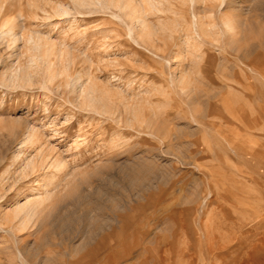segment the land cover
<instances>
[{"label":"rangeland","instance_id":"1","mask_svg":"<svg viewBox=\"0 0 264 264\" xmlns=\"http://www.w3.org/2000/svg\"><path fill=\"white\" fill-rule=\"evenodd\" d=\"M41 1L0 0L18 36L0 76L27 63L30 32L74 60L50 81L0 77V264H264V0L144 4L150 38L115 7ZM91 82L109 89L96 108Z\"/></svg>","mask_w":264,"mask_h":264},{"label":"bare ground","instance_id":"2","mask_svg":"<svg viewBox=\"0 0 264 264\" xmlns=\"http://www.w3.org/2000/svg\"><path fill=\"white\" fill-rule=\"evenodd\" d=\"M167 0H71V3L77 6L78 8L83 7H89L92 5H100V8H110L115 7L123 12L131 19L136 21L137 23L141 24L140 26H143L145 28V31H143V36H146L150 38L152 35H154V30L151 27H148L145 23V20L143 19V12L145 4L148 9L150 10H160L163 9L162 2ZM190 2H193L195 0H189ZM200 1V0H199ZM211 2V0H208V2ZM213 1V0H212ZM222 0H220L221 2ZM252 1V0H251ZM182 2V1H181ZM197 2V1H196ZM202 3V2H201ZM28 8L31 10L30 12H36L37 10L45 11L44 10V4L41 0H27ZM47 5V3H46ZM168 5V4H167ZM169 6V5H168ZM262 1L261 0H255V9H259L262 7ZM215 7V6H214ZM264 7V6H263ZM65 3L58 2L54 4L50 9L53 10V15L58 16L62 19H69V9ZM72 9V8H71ZM74 9V8H73ZM254 9V10H255ZM108 10V9H107ZM209 10V9H208ZM253 10V11H254ZM260 10V9H259ZM161 11V10H160ZM166 11V10H165ZM32 14V13H31ZM36 14V13H35ZM45 14V13H44ZM114 15V14H113ZM45 16V15H44ZM43 16V17H44ZM119 17V16H118ZM46 18V17H45ZM224 18V17H223ZM15 17H6L1 22V28H0V42L5 39L9 38L13 41V43H16L18 40L17 33L14 31V28L17 26L16 20H14ZM67 19V20H68ZM199 21V20H198ZM223 24H225L226 28H232L231 24L228 22V20L223 19ZM246 22V21H245ZM59 23V22H58ZM58 23H56L58 25ZM200 22H198L199 24ZM243 23V22H242ZM195 25V24H194ZM244 26V24H242ZM198 28H200V25H197ZM246 26V25H245ZM202 28V27H201ZM156 29V28H154ZM144 30V29H143ZM204 33V32H202ZM205 34V33H204ZM27 35V34H26ZM8 41V40H7ZM60 40H54L50 37L44 36L40 34L39 32H30L28 33L26 39H25V49L27 53V63L23 66H20L17 68V70L14 73H11L9 75H3L1 74L2 81H6L5 83L9 84H15L17 82L28 83L31 81V76L34 72L37 70H41L45 77L49 78V81L53 79L54 77H58L60 74H68L69 66L73 63L74 56L73 54L66 48L62 47V43L59 42ZM5 42V41H3ZM238 42V41H237ZM240 42V41H239ZM59 44V45H58ZM61 45V46H60ZM234 49V48H233ZM74 53V52H73ZM76 55V54H75ZM244 55V54H243ZM77 56V55H76ZM19 60V59H18ZM76 62V61H75ZM18 66V65H17ZM5 73V71H4ZM3 73V74H4ZM6 74V73H5ZM8 74V73H7ZM71 75V74H70ZM64 78V77H63ZM62 78V79H63ZM72 78V77H70ZM75 79V77H73ZM69 79V76H68ZM71 80V84L73 87L75 86L76 80ZM56 80V79H55ZM47 81V80H46ZM84 84V83H83ZM6 85V84H5ZM82 85V83H81ZM19 86V85H18ZM75 88V87H74ZM109 90V89H108ZM103 88H99L94 82H91L84 86L82 91V100L83 104L88 106H94L96 103H102L104 101H107L109 98V91ZM114 93V92H113ZM81 95V94H80ZM109 100V99H108ZM78 104V103H77ZM112 104V103H111ZM84 106V105H83ZM82 106V107H83ZM102 108H104L102 106ZM104 112V111H103ZM137 121V120H136ZM155 133V132H154ZM18 155V154H17ZM54 159V157H53ZM65 159V157H64ZM138 165H140L139 168L136 170H132L131 175L133 178L137 179L139 177V174H144L146 170H148L149 166L148 163L145 162V160L139 161ZM42 164V163H41ZM45 164V163H44ZM66 162L63 160V158L56 157L53 160L52 166L55 167L57 170H61V168L65 166ZM152 164V163H151ZM154 164V163H153ZM35 161L33 159H28L26 161V167L34 168ZM50 166V165H49ZM136 166V165H135ZM134 166V167H135ZM51 167V166H50ZM47 168V167H46ZM122 168V167H120ZM131 168V167H130ZM129 168H127L128 170ZM134 169V168H133ZM152 169V168H151ZM80 170V169H79ZM153 170V169H152ZM122 171H125L122 169ZM130 171V169H129ZM150 172V171H149ZM148 172V173H149ZM26 173V172H25ZM69 172L66 173V175ZM127 173V172H126ZM125 175V174H124ZM72 176V175H71ZM126 176V175H125ZM138 176V177H137ZM64 177V176H63ZM73 177V176H72ZM70 179V178H69ZM140 179V178H139ZM64 181V179H63ZM138 181V180H137ZM130 183V182H129ZM70 185V184H69ZM79 191V190H78ZM75 194V193H74ZM96 194V193H95ZM50 192L46 191L45 196L38 195V199L41 200L44 197H49ZM81 196V195H80ZM81 198V197H80ZM85 198V197H84ZM92 198V197H91ZM146 199V198H145ZM81 200V199H80ZM127 206V205H126ZM34 203L31 201H27L23 204V206L18 207L17 212L19 210H22L25 208V214L24 219L27 220L28 216L30 215V212L33 210ZM95 207V206H94ZM122 207V208H121ZM121 210H125V207L121 206ZM101 209V208H100ZM130 209V208H129ZM99 210V209H98ZM118 210V208H117ZM131 210V209H130ZM102 211V210H101ZM99 212V211H98ZM126 212V211H125ZM127 213V212H126ZM131 215V214H130ZM88 217V216H87ZM60 218V217H59ZM128 219V218H127ZM135 219V218H134ZM91 221V220H90ZM132 222V221H131ZM126 225V224H125ZM114 230V229H113ZM117 231V230H116ZM115 231V232H116ZM137 231V230H136ZM114 233V232H113ZM117 233V232H116ZM100 247V246H99ZM97 249V248H96ZM100 249V248H99Z\"/></svg>","mask_w":264,"mask_h":264}]
</instances>
